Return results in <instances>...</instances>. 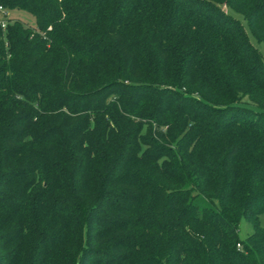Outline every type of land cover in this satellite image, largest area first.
I'll return each instance as SVG.
<instances>
[{"label":"trees","instance_id":"obj_1","mask_svg":"<svg viewBox=\"0 0 264 264\" xmlns=\"http://www.w3.org/2000/svg\"><path fill=\"white\" fill-rule=\"evenodd\" d=\"M0 4V264H264V0Z\"/></svg>","mask_w":264,"mask_h":264},{"label":"rangeland","instance_id":"obj_2","mask_svg":"<svg viewBox=\"0 0 264 264\" xmlns=\"http://www.w3.org/2000/svg\"><path fill=\"white\" fill-rule=\"evenodd\" d=\"M234 16L241 19L242 22L245 24L247 28V33L249 35V38L253 44V46L256 48V50L259 52L262 60L264 61V42L256 40V38L251 34L250 30L248 29L245 20L243 17L237 13H234ZM19 19L23 22H25L27 25L35 26L36 25V19L32 13H30L27 10L19 9V8H9L4 7V10L0 11V19ZM260 223L262 226H264V214L260 215ZM238 235L240 239H245L248 237L252 232L254 231V225L252 222L247 220L245 217L241 218L238 226Z\"/></svg>","mask_w":264,"mask_h":264},{"label":"built area","instance_id":"obj_3","mask_svg":"<svg viewBox=\"0 0 264 264\" xmlns=\"http://www.w3.org/2000/svg\"><path fill=\"white\" fill-rule=\"evenodd\" d=\"M2 10H4V6L0 4V11H2ZM0 23H1V26L3 27V29H5L7 26L6 18L0 19ZM238 246L240 247V244H238Z\"/></svg>","mask_w":264,"mask_h":264}]
</instances>
